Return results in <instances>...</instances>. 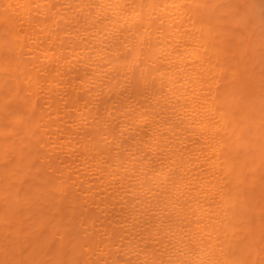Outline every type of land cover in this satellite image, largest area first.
Here are the masks:
<instances>
[{
    "label": "bare ground",
    "instance_id": "1",
    "mask_svg": "<svg viewBox=\"0 0 264 264\" xmlns=\"http://www.w3.org/2000/svg\"><path fill=\"white\" fill-rule=\"evenodd\" d=\"M223 3L0 0V264H264L258 39Z\"/></svg>",
    "mask_w": 264,
    "mask_h": 264
},
{
    "label": "rangeland",
    "instance_id": "2",
    "mask_svg": "<svg viewBox=\"0 0 264 264\" xmlns=\"http://www.w3.org/2000/svg\"><path fill=\"white\" fill-rule=\"evenodd\" d=\"M252 1V0H251ZM255 1H257V2H255ZM261 1V2H260ZM225 3H229V5H228V7L229 8H231V9H234V10H237V11H239V12H242L241 14L240 13H237V14H239V17H240V19L242 20V23L244 22V23H246V24H244V25H248L247 26V28L248 29H250L251 31V35L253 34V38L255 37V38H257L258 39V45L256 46H254L253 45V47L254 48H257V49H254V50H256V52L258 53H255L257 56H258V61L256 60L255 62L257 63V64H255V66L257 65V67L256 68H252L253 69V71H258L259 70V68H260V70H259V72H256L257 73V77L259 78L258 80V82L256 81V83L257 84H259L260 86H261V88H264V67H262V65H264V43H261V42H264V39H262V38H264V0H253L252 1V3H250V1L249 0H228V2H226V0H225ZM225 3H223V5H226ZM249 3L250 4H254L255 3V5L252 7L251 5V7H252V9L251 10H253V8H254V12H252V13H250V14H252L253 16H250V14H243V12H245V8L244 7H246V6H244V5H249ZM259 5V6H257V5ZM230 5H232V6H230ZM225 7V6H224ZM259 7V8H258ZM257 8V9H256ZM243 9H245V10H243ZM246 12H248L247 10H246ZM244 16H243V15ZM235 17H237L236 16V14H235ZM250 17V18H249ZM246 18V19H245ZM239 21V20H238ZM238 21H237V23H238ZM240 22V21H239ZM241 23V24H242ZM238 25L240 26V23H238ZM238 27V26H237ZM235 27H233L232 29H234ZM240 28H242V26L240 27ZM240 28H236L237 30H239V32L241 31L240 30ZM245 28V27H244ZM243 28V29H244ZM246 28V29H247ZM235 29V30H236ZM246 31V30H245ZM239 32H237V33H239ZM243 33H244V31H242ZM249 33V32H248ZM248 35V34H247ZM249 38L248 39H250V38H252V37H250V36H248ZM262 37V38H261ZM261 38V39H260ZM259 39L260 40H262V41H259ZM248 42H250V41H248ZM254 42V41H253ZM244 43H246V42H244ZM251 43V42H250ZM249 46V45H248ZM252 48V47H251ZM253 50V51H254ZM250 51V50H249ZM249 51H247V52H249ZM252 51V50H251ZM253 51H252V53H253ZM247 54V53H246ZM257 56H255V58L257 57ZM248 57V56H247ZM251 57V56H250ZM254 57V56H253ZM249 58V57H248ZM252 62H250V64H251ZM249 64V65H250ZM253 65V64H252ZM251 66V65H250ZM254 67V66H253ZM262 69V70H261ZM256 75V74H255ZM255 81V80H254ZM260 86H259V88H260ZM260 90H262V89H260ZM262 91H264V90H262Z\"/></svg>",
    "mask_w": 264,
    "mask_h": 264
}]
</instances>
